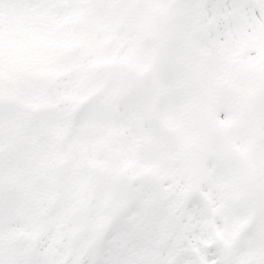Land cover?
<instances>
[{"label":"snow or ice","instance_id":"snow-or-ice-1","mask_svg":"<svg viewBox=\"0 0 264 264\" xmlns=\"http://www.w3.org/2000/svg\"><path fill=\"white\" fill-rule=\"evenodd\" d=\"M0 264H264V0H0Z\"/></svg>","mask_w":264,"mask_h":264}]
</instances>
